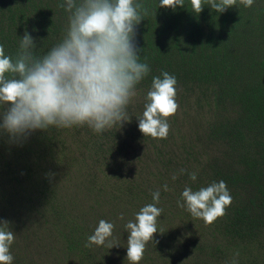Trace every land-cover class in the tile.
Instances as JSON below:
<instances>
[{"label": "rangeland", "instance_id": "obj_1", "mask_svg": "<svg viewBox=\"0 0 264 264\" xmlns=\"http://www.w3.org/2000/svg\"><path fill=\"white\" fill-rule=\"evenodd\" d=\"M159 2L154 0L157 24L165 15H186L209 27L226 69L218 79L186 78L189 91L176 85L179 108L167 118L170 130L164 139L141 140L138 118L151 88L146 84L136 86L127 108L130 122L121 128L117 124L97 134L87 125L51 127L47 145H37L38 130L20 142L0 133V221H8L15 235L12 264H130L124 225L153 203L157 190L156 206L163 213L139 264H231L236 252L239 264H264V213L257 205H264V159L252 149L244 151L237 140L251 137L258 127L245 118V94L264 85V0L251 7L237 0L223 13L205 4L199 14L190 0L175 11ZM139 25L144 26L142 20ZM32 153L45 162L53 159L39 167L43 179L25 176ZM252 160L261 168L256 177L244 170ZM191 172L197 173L195 181ZM231 176L239 178L238 184L226 183L232 203L212 224L178 206L186 186L196 191ZM239 209L250 210L253 225L235 218ZM101 219L115 224L119 246L85 247Z\"/></svg>", "mask_w": 264, "mask_h": 264}, {"label": "clouds", "instance_id": "obj_2", "mask_svg": "<svg viewBox=\"0 0 264 264\" xmlns=\"http://www.w3.org/2000/svg\"><path fill=\"white\" fill-rule=\"evenodd\" d=\"M255 0H239L251 7ZM192 11L199 14L205 4L218 13L236 6L237 0H190ZM185 0H160L159 7L176 10ZM59 7L68 13V27L62 41L44 54H38L34 38L26 31L20 39L15 58L6 55L0 45V133L20 142L37 130L51 127L71 128L87 125L99 134L130 122L127 108L136 96V86L149 74L147 62H140L135 36L136 26L148 15L139 0H65ZM162 76V78H161ZM152 78L151 88L138 128L144 136L167 138L174 115L177 79L164 71ZM186 170L181 169L184 173ZM54 175V174H50ZM192 181L197 173H189ZM173 180L177 179L173 175ZM168 191V185H163ZM153 203L146 204L124 227L129 233L127 260L139 264L146 245L153 242L157 218L163 209L160 191L152 193ZM177 204L194 218L212 224L225 215L232 196L223 180L193 191L185 187ZM120 219H123L121 214ZM115 224L101 219L88 237L85 247L119 246L113 238ZM15 239L8 221H0V264H12L10 247ZM158 243V241L154 242ZM239 252L231 264H239Z\"/></svg>", "mask_w": 264, "mask_h": 264}, {"label": "trees", "instance_id": "obj_3", "mask_svg": "<svg viewBox=\"0 0 264 264\" xmlns=\"http://www.w3.org/2000/svg\"><path fill=\"white\" fill-rule=\"evenodd\" d=\"M65 0H0V45H3L5 54L15 58L19 49L20 39L27 31L34 38L38 54H44L57 43L61 42L68 27L69 13L59 7ZM148 9V15L142 19L144 26H136L135 41L140 62H147L150 67L149 74L139 84H152V78L161 76L166 71L174 75L177 85L189 91L186 78L194 80L218 79L225 68V60L220 55L218 46L212 44L209 27L201 24L200 20L190 16H167L161 18L157 24L158 15L155 12L154 0H139ZM169 36L166 40L165 38ZM180 36V38H179ZM162 78V76H161ZM247 122L258 126L256 131L248 138L237 137L238 145L243 144L244 151L252 149L257 157L264 159V85L256 86L245 94ZM260 128V129H259ZM49 129L38 130L35 134L37 145L50 143ZM90 138L98 139L94 133ZM146 141L148 136H142ZM135 139V136L131 137ZM54 149V148H52ZM89 151V150H88ZM98 151V150H97ZM26 162L25 176L39 175L42 178L44 169L39 170L41 164H50L53 159L42 161L36 153H32ZM40 160V161H39ZM261 162V161H260ZM48 163V164H47ZM256 160L244 165V170L253 177L264 170L258 169ZM43 179V178H42ZM226 183L238 184L237 176L228 179L222 178ZM264 213V205L257 204ZM235 218L253 225L254 218L248 209L235 211Z\"/></svg>", "mask_w": 264, "mask_h": 264}]
</instances>
